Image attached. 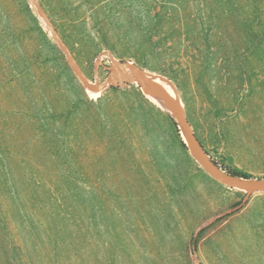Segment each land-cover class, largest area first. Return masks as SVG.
Returning a JSON list of instances; mask_svg holds the SVG:
<instances>
[{"label":"rangeland","instance_id":"rangeland-1","mask_svg":"<svg viewBox=\"0 0 264 264\" xmlns=\"http://www.w3.org/2000/svg\"><path fill=\"white\" fill-rule=\"evenodd\" d=\"M35 1L0 0V264H264V192L136 83L86 91L46 22L91 84L113 59L167 79L208 156L261 178L264 0Z\"/></svg>","mask_w":264,"mask_h":264},{"label":"water","instance_id":"water-1","mask_svg":"<svg viewBox=\"0 0 264 264\" xmlns=\"http://www.w3.org/2000/svg\"><path fill=\"white\" fill-rule=\"evenodd\" d=\"M29 1L35 6L37 13L44 17L37 2L35 0ZM46 22L52 39L64 54L69 67L80 80L86 91H97L106 86L127 82L136 83L145 97L147 95V98L151 102H155L175 121L184 146L213 179L223 185L243 190L247 196L254 192H264V177L255 178L231 174L221 169L208 156L187 120L183 102L176 87L167 79L140 68L131 62L113 59L108 65L103 66V68L108 71V75L104 81L98 82L95 79V82L91 84L78 68L67 47L57 37L51 24L47 20ZM100 63L101 61L96 59L94 66L97 67Z\"/></svg>","mask_w":264,"mask_h":264},{"label":"trees","instance_id":"trees-1","mask_svg":"<svg viewBox=\"0 0 264 264\" xmlns=\"http://www.w3.org/2000/svg\"><path fill=\"white\" fill-rule=\"evenodd\" d=\"M229 173L234 174V175H238L236 172L232 171V170H228ZM245 176V175H244Z\"/></svg>","mask_w":264,"mask_h":264}]
</instances>
